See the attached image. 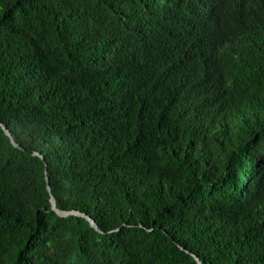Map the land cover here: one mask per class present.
Wrapping results in <instances>:
<instances>
[{"label": "trees", "instance_id": "trees-1", "mask_svg": "<svg viewBox=\"0 0 264 264\" xmlns=\"http://www.w3.org/2000/svg\"><path fill=\"white\" fill-rule=\"evenodd\" d=\"M0 122V264H264V0H0Z\"/></svg>", "mask_w": 264, "mask_h": 264}, {"label": "water", "instance_id": "water-1", "mask_svg": "<svg viewBox=\"0 0 264 264\" xmlns=\"http://www.w3.org/2000/svg\"><path fill=\"white\" fill-rule=\"evenodd\" d=\"M0 126L3 128L4 132L6 133V135L11 139L12 144H13L16 148H21V147L19 146V144H18V143L15 141V139L13 138V136H12V134L10 133V131L8 130V128H7L4 124H2L1 122H0ZM35 155L38 156V157H40L41 159L44 160V157H43L41 154L36 153ZM46 176H47V183H48V191H49L50 196H51V206H52V210H53L56 214H58L60 217H63V218H67V217H70V216H72V215L81 216V217L87 219V220L90 222V224H91V226H92L93 228H95V229H96L97 231H99V232H102V231L99 229V227L97 226V224L95 223V221L92 220L91 218H89L87 215H85V214H81V213H78V212H75V211H61V210H59V209L57 208V205H56V199H55V197H54V195H53V193H52V189H51L50 182H49V179H48V172H46ZM193 257H194V259L196 260L197 264H202V262H201V260H200V258H199L198 256L193 255Z\"/></svg>", "mask_w": 264, "mask_h": 264}]
</instances>
